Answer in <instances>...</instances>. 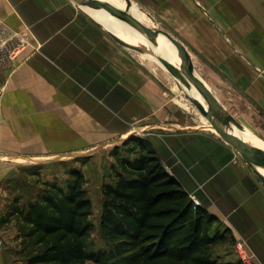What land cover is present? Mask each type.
Returning <instances> with one entry per match:
<instances>
[{"label": "crops", "instance_id": "0c3cea01", "mask_svg": "<svg viewBox=\"0 0 264 264\" xmlns=\"http://www.w3.org/2000/svg\"><path fill=\"white\" fill-rule=\"evenodd\" d=\"M258 3L259 16L245 11L238 27L218 32L229 47L216 37L211 47H202L219 72L213 75L216 90L195 73L230 124L264 144V0ZM169 6L178 12L181 7ZM0 22L14 32L28 31L32 43L12 64L0 63V219L13 198L33 201L39 183L56 182V170L42 169L36 183L30 165L58 166L65 153L75 156L78 147L101 136L93 132V120L106 128L109 112H115L143 130L165 171L217 217V230L245 240L264 264V184L195 108L163 94L73 0H0ZM18 227L13 218L0 224V264H27ZM229 259L238 264L235 254Z\"/></svg>", "mask_w": 264, "mask_h": 264}, {"label": "trees", "instance_id": "16d2710c", "mask_svg": "<svg viewBox=\"0 0 264 264\" xmlns=\"http://www.w3.org/2000/svg\"><path fill=\"white\" fill-rule=\"evenodd\" d=\"M123 147L126 156L113 153L112 183L101 187L98 225L105 249L92 250L87 242L95 228L79 171L64 188L43 181L33 201L11 200L3 220L18 223L27 264H222L214 247L227 238L234 243L229 230H217V217L193 204L149 141Z\"/></svg>", "mask_w": 264, "mask_h": 264}, {"label": "rangeland", "instance_id": "374dc122", "mask_svg": "<svg viewBox=\"0 0 264 264\" xmlns=\"http://www.w3.org/2000/svg\"><path fill=\"white\" fill-rule=\"evenodd\" d=\"M170 1L180 3L179 12L169 6ZM116 2L110 5L119 9L122 15L129 12L137 21L156 33L152 41L161 40L179 49L192 63L193 70L212 90H216V88L212 87V82H214L213 75H218L219 72L212 66L210 56L203 54L202 47H211L212 43L216 41V39L214 41L213 37H216L220 43L229 47L221 33L226 35L229 25H231V28H235V24L238 27L245 11L259 16L260 10L259 0H129V2L117 0ZM93 6L94 8L91 11L80 7L85 13L90 14L102 27L104 19L102 9L97 4ZM203 10L207 12V16L203 14ZM213 11L215 12V17H213ZM182 12L184 15L181 14ZM213 20L214 23L212 22ZM219 31H221L220 35L218 34ZM133 32L131 33L132 38H134ZM109 40L111 39L109 38ZM231 42L233 41L231 40ZM138 46L145 48L140 44ZM123 50L133 62L139 64L143 71L160 86L163 94L171 96L174 100L176 99L175 103L180 100V102L183 101L182 105L184 104L185 107L187 103L194 109V106L183 95L185 90L182 83L180 82L179 84L178 79L167 67L174 70L178 75L177 71L169 63L160 61L159 58L161 56L150 60L151 58L141 54V49L138 51L139 53ZM108 115L106 128L102 123L101 127L97 126L99 121L93 120V132L101 131V136H95L90 144L91 146L78 147L74 152L75 156H70L69 159H67L68 154L65 153L58 166L43 165L42 167L39 163L29 166V171L35 178L36 183L41 181L42 169L43 174L56 170L57 173L54 176V180L63 188L72 180V171H79L82 174L84 180L83 188L91 202V215L88 220L95 228L90 238L87 239L92 250L108 247L101 240L98 222L102 203L101 187L103 184L112 183V168H117L113 153L116 151L117 154L126 156L127 152H125L123 143H130L136 139L144 138L142 136L143 130L133 125L131 120L126 119L122 115H117L115 112H109ZM199 117L202 123H206L202 116L199 115ZM210 129L214 131L213 128L210 127ZM120 130L123 131L118 133ZM259 175L264 182V176ZM3 221V218H1L0 224L4 223ZM0 238L3 239L1 234ZM218 246L219 249L217 248V251H220L221 257L218 258L217 256V260L224 264H231L229 263L231 259V257L229 259V255L235 254V252L230 238H227L226 242ZM3 249L4 243L0 253Z\"/></svg>", "mask_w": 264, "mask_h": 264}, {"label": "water", "instance_id": "95a60500", "mask_svg": "<svg viewBox=\"0 0 264 264\" xmlns=\"http://www.w3.org/2000/svg\"><path fill=\"white\" fill-rule=\"evenodd\" d=\"M73 1L77 5H83V6H92L97 4L100 8L105 10V12L109 16L123 22L124 24H126L127 26L133 29L140 31L142 35L148 40L152 41L153 36L156 35L154 31L149 30L147 27H145L136 19L129 16L127 13H125V16H123L118 9L111 6L108 2H104L102 0H73ZM125 1L129 2V0H125ZM103 30L113 42H115L117 45L121 46L122 48L133 52L140 51L141 48L139 46L131 45L118 38L112 32L105 29ZM174 48H175L176 56L179 59V67H180L179 73L181 74L182 79L179 78V76L176 74L174 70L168 68L166 64L164 63L163 64L178 79L179 84L181 82L186 89L188 90L191 89L197 92V94L209 106L211 105L215 106L217 108V111H214L208 106L205 107L197 98L192 96L189 92H185L183 94L184 97L194 106L198 114L206 120V122L210 125L211 128L214 129V131L222 138V140L226 142L228 145H230L247 164H248L247 158L250 155H258L264 158V144L259 141H257L258 144H253L249 142L248 139H245L242 133L240 132L235 133L233 131V127L235 128V126L236 127L238 126L235 125L233 122H232L233 124H230L229 117L226 115L224 110L216 103L209 90L205 87L203 82L196 75L187 57L179 49H177L176 47ZM159 60L167 63L166 59H164L163 57H160ZM257 177L264 184L262 179L259 176Z\"/></svg>", "mask_w": 264, "mask_h": 264}, {"label": "bare ground", "instance_id": "6f19581e", "mask_svg": "<svg viewBox=\"0 0 264 264\" xmlns=\"http://www.w3.org/2000/svg\"><path fill=\"white\" fill-rule=\"evenodd\" d=\"M104 2H108L109 4H114L117 0H102ZM117 3V2H116ZM85 10L91 11L94 6H83L80 5ZM102 9V8H101ZM117 9V8H116ZM119 10V9H118ZM130 10V9H129ZM104 14V19L102 21V28L105 30H108L115 34L118 38L121 40L131 44V45H143L145 48H141V54L143 56H146L148 58H159L160 56L166 59V62L169 63L171 66L175 68L177 71L179 78L182 79L181 74L179 73L180 67H179V59L176 56L175 48L171 46L170 44L163 42V41H149L147 38H145L142 33L136 29L127 26L123 22L109 16L105 10H101ZM131 11V10H130ZM129 16L134 18L129 12L127 13ZM125 16V14L123 15ZM135 19V18H134ZM145 26V25H144ZM146 27V26H145ZM133 32L134 38H132L131 33ZM147 48V49H146ZM153 51V52H152ZM197 75V74H196ZM183 89L185 92H189L192 96L197 98L205 107V105L201 100L200 96L197 94V92L193 90H188L183 86ZM202 118V117H201ZM203 119V118H202ZM206 121V120H205ZM237 125V124H236ZM233 127V131L235 133H242L245 137V139H248L249 142L253 144H258V140L254 138H250L247 136L244 131L240 128ZM260 142V141H259ZM248 164L254 168V170L258 173L264 176V158L258 155H250L248 158Z\"/></svg>", "mask_w": 264, "mask_h": 264}, {"label": "built area", "instance_id": "2783aa9c", "mask_svg": "<svg viewBox=\"0 0 264 264\" xmlns=\"http://www.w3.org/2000/svg\"><path fill=\"white\" fill-rule=\"evenodd\" d=\"M31 44L28 31L14 32L0 22V63L6 66L12 64L19 52L24 47H31ZM190 198L194 205H199V201L194 196H190ZM3 243V239L0 238V251ZM233 249L238 264H261L251 252L245 240L236 239L233 243Z\"/></svg>", "mask_w": 264, "mask_h": 264}]
</instances>
